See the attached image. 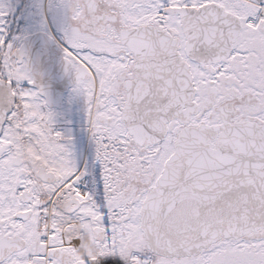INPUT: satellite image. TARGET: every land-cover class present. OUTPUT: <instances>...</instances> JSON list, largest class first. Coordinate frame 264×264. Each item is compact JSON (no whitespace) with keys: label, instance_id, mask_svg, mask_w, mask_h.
I'll return each mask as SVG.
<instances>
[{"label":"snow or ice","instance_id":"1","mask_svg":"<svg viewBox=\"0 0 264 264\" xmlns=\"http://www.w3.org/2000/svg\"><path fill=\"white\" fill-rule=\"evenodd\" d=\"M0 264H264V0H0Z\"/></svg>","mask_w":264,"mask_h":264}]
</instances>
